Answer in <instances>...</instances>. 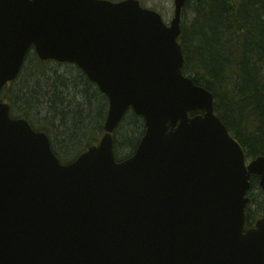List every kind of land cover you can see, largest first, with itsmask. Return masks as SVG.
Listing matches in <instances>:
<instances>
[{
    "label": "water",
    "instance_id": "1",
    "mask_svg": "<svg viewBox=\"0 0 264 264\" xmlns=\"http://www.w3.org/2000/svg\"><path fill=\"white\" fill-rule=\"evenodd\" d=\"M187 1L167 26L138 0H0V92L33 49L78 67L108 101L98 145L61 164L0 100V264H264V218L245 223L264 156L246 165L212 94L183 76ZM128 110L145 132L117 162Z\"/></svg>",
    "mask_w": 264,
    "mask_h": 264
},
{
    "label": "trees",
    "instance_id": "2",
    "mask_svg": "<svg viewBox=\"0 0 264 264\" xmlns=\"http://www.w3.org/2000/svg\"><path fill=\"white\" fill-rule=\"evenodd\" d=\"M187 10L192 17L185 22ZM182 15L183 74L213 95L215 114L246 158L264 155V0H188ZM19 77L24 88L8 97L11 83L1 99L11 111L20 110L15 117L49 136L61 162L98 143L107 100L78 67L41 62L31 51ZM144 130L141 117L125 114L113 135L117 160L133 154ZM249 197L248 225L264 212V191L256 176Z\"/></svg>",
    "mask_w": 264,
    "mask_h": 264
},
{
    "label": "rangeland",
    "instance_id": "3",
    "mask_svg": "<svg viewBox=\"0 0 264 264\" xmlns=\"http://www.w3.org/2000/svg\"><path fill=\"white\" fill-rule=\"evenodd\" d=\"M144 7L153 9L157 11L159 14H161L163 20L168 23L169 20L173 16V0H139ZM192 17L191 13L187 10L184 21L188 22L190 18ZM51 69V67H50ZM24 88V84L22 83V79L18 77L14 82L13 85H11L7 91L12 90L11 93L7 92L6 95L8 97H12V95H17L16 93L19 92V90ZM17 91V92H16ZM18 103V102H17ZM17 108V106H16ZM20 110L17 108L12 111V115L17 116L19 115ZM37 119L40 120V117L37 116Z\"/></svg>",
    "mask_w": 264,
    "mask_h": 264
},
{
    "label": "flooded vegetation",
    "instance_id": "4",
    "mask_svg": "<svg viewBox=\"0 0 264 264\" xmlns=\"http://www.w3.org/2000/svg\"><path fill=\"white\" fill-rule=\"evenodd\" d=\"M262 215H264V214H262Z\"/></svg>",
    "mask_w": 264,
    "mask_h": 264
}]
</instances>
